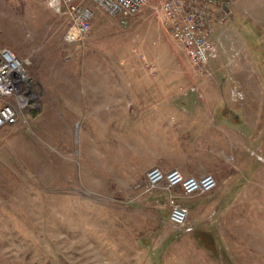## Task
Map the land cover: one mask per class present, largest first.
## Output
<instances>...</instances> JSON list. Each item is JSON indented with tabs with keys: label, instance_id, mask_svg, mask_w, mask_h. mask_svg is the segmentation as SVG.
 <instances>
[{
	"label": "rangeland",
	"instance_id": "374dc122",
	"mask_svg": "<svg viewBox=\"0 0 264 264\" xmlns=\"http://www.w3.org/2000/svg\"><path fill=\"white\" fill-rule=\"evenodd\" d=\"M18 4L21 17L7 19L0 36L24 63L33 101L0 140V264H264V185L253 193L261 203L256 225H224L238 219H219L218 233L231 249H215L217 244L200 242L194 232L175 229L168 222L169 205L144 190L151 168L169 171L189 155L188 139L131 115L128 136L120 122H103L116 127L117 135L102 138L108 153H95V131H84L88 122H56L52 109L47 118L45 88L56 67H123L121 81L163 84L167 98L259 100L264 130V0L228 1L204 76L162 27L160 0L127 19L92 5L91 31L75 44L64 41L68 19L60 0ZM8 104L14 105L11 97L0 98V108ZM49 125L64 132L54 149L46 138ZM225 156L232 167L240 166L235 156ZM262 160L258 177L264 181V154ZM120 162L129 169L117 167Z\"/></svg>",
	"mask_w": 264,
	"mask_h": 264
},
{
	"label": "crops",
	"instance_id": "0c3cea01",
	"mask_svg": "<svg viewBox=\"0 0 264 264\" xmlns=\"http://www.w3.org/2000/svg\"><path fill=\"white\" fill-rule=\"evenodd\" d=\"M19 2L0 0V26H5L7 19L10 23L21 17ZM3 34L4 29H0V35ZM6 48L12 51L16 49L0 36V49ZM258 68L253 67L254 73ZM124 70L123 67L113 66L54 68L45 83L47 118L52 109L56 122H88L89 126H85L84 131L94 129L93 148L98 154L108 153L102 138L110 139L117 135L116 127L113 129L110 124L105 126L103 122H120V129L125 130L128 136L131 115L144 116V119L156 122L152 128L173 131L176 138L188 139L189 155L175 161L169 169L180 170L185 176L196 178L214 174L217 188L187 197L182 195L180 188H174L170 195L175 203L186 209L191 228L189 233L194 232L199 236L200 242L217 244L213 246L215 249H231L224 245L225 240L218 233L219 219H238L224 222V225L253 226L256 225V217L259 218L257 213L261 203L255 202L253 193L260 192L259 186L264 185V181L258 177L264 154V130L259 120L263 114L261 102L250 98L241 103L239 99L237 101L230 97L219 100L167 98L163 84L121 81L119 74H124ZM86 74L91 76H84ZM235 106L238 107L234 109ZM72 107H76V110ZM255 119L259 125L257 127L250 122H256ZM20 121L1 127L0 140L3 141L2 131L5 128L10 129ZM102 129L106 130L105 134H102ZM46 134L50 149H54L60 137L64 138L63 130L60 135L59 130L50 128V125ZM82 136L86 141L85 132ZM225 154L235 156L232 159H237L240 166L237 169L232 167ZM121 162L117 167L129 169V165H121ZM192 170L194 172L190 173ZM151 194L155 202L169 205L167 191L159 188ZM189 213L195 216L189 218Z\"/></svg>",
	"mask_w": 264,
	"mask_h": 264
},
{
	"label": "built area",
	"instance_id": "2783aa9c",
	"mask_svg": "<svg viewBox=\"0 0 264 264\" xmlns=\"http://www.w3.org/2000/svg\"><path fill=\"white\" fill-rule=\"evenodd\" d=\"M152 0H60L61 13L68 19L64 41L80 43L91 31L92 5L111 17L127 19L138 14ZM229 0H160L161 25L176 42L191 67L201 76L207 73L210 58L216 55L215 26L226 20L224 8ZM24 63L9 49L0 50V98L11 97L14 105L0 108V128L13 125L27 111L33 97ZM169 193L168 222L177 230L189 231L187 211L174 202L170 191L180 188L183 196L208 193L217 188L212 175L185 176L179 170L152 168L146 174L145 192L156 189Z\"/></svg>",
	"mask_w": 264,
	"mask_h": 264
},
{
	"label": "water",
	"instance_id": "95a60500",
	"mask_svg": "<svg viewBox=\"0 0 264 264\" xmlns=\"http://www.w3.org/2000/svg\"><path fill=\"white\" fill-rule=\"evenodd\" d=\"M224 10H225L226 12H228V11H229V9H228L227 7H225V8H224Z\"/></svg>",
	"mask_w": 264,
	"mask_h": 264
},
{
	"label": "trees",
	"instance_id": "16d2710c",
	"mask_svg": "<svg viewBox=\"0 0 264 264\" xmlns=\"http://www.w3.org/2000/svg\"><path fill=\"white\" fill-rule=\"evenodd\" d=\"M261 68H262V67H261ZM258 70H259V72H262L261 69H258ZM261 75H262V74H261Z\"/></svg>",
	"mask_w": 264,
	"mask_h": 264
}]
</instances>
